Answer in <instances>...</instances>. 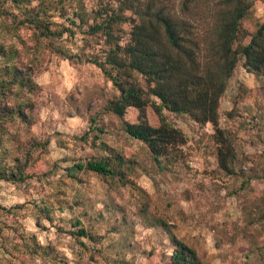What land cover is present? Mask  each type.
Instances as JSON below:
<instances>
[{"label": "rangeland", "instance_id": "obj_1", "mask_svg": "<svg viewBox=\"0 0 264 264\" xmlns=\"http://www.w3.org/2000/svg\"><path fill=\"white\" fill-rule=\"evenodd\" d=\"M105 1L29 0L27 10L45 12L61 36L19 26L23 8L11 9L15 22L0 15V83L7 65L30 79L0 98V264H172L174 239L200 264H264L262 72H247L240 58L216 126L163 110L182 141L156 162L124 131L139 122L138 109L122 117L106 111L118 91L96 66L76 59L108 49L90 32ZM160 1L177 9L182 0ZM213 1L198 0L195 18L213 20ZM263 23L264 0H254L238 43L247 45ZM113 31L123 45L130 25ZM144 113L159 127L150 104ZM89 161L107 162L116 174L68 170Z\"/></svg>", "mask_w": 264, "mask_h": 264}, {"label": "trees", "instance_id": "obj_2", "mask_svg": "<svg viewBox=\"0 0 264 264\" xmlns=\"http://www.w3.org/2000/svg\"><path fill=\"white\" fill-rule=\"evenodd\" d=\"M28 2L0 0L3 22L9 19L15 22L19 13L14 14L11 9L23 8L19 26L28 24L42 37L61 36L62 32L51 29V23H45V12L27 10ZM197 2L182 0L175 9L164 6L160 0H106L94 13L95 20L101 21L92 25L90 32L102 36L108 49H103L101 58L76 57L79 62L96 66L118 91V96L107 103L106 111L122 117L127 108L138 109L139 122L125 123L124 131L145 143L156 162L167 156L171 146L182 141L179 131L161 115L163 110L216 126L219 99L240 58H244L247 72H262L264 76V23L247 45L238 43L240 23L250 13L254 0H215L212 6L216 16L211 21L195 18ZM79 22H83L81 16ZM125 23L130 25V31L127 41L120 45L119 37L113 36V26ZM3 50L0 46V54H5ZM5 72L0 98L9 95L11 87L24 86L21 84L30 80L13 65H7ZM139 76L145 85H141ZM149 104L160 117L157 128L145 120L144 110ZM14 114L25 118L19 110H8L6 116ZM68 170H89L102 176L116 174L107 162L101 161L78 163ZM78 232L79 236H86L83 229ZM173 244L172 264H200L194 251L185 244L175 239Z\"/></svg>", "mask_w": 264, "mask_h": 264}]
</instances>
